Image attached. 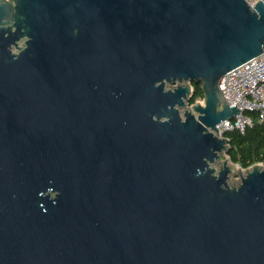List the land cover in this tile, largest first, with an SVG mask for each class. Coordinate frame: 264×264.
Wrapping results in <instances>:
<instances>
[{
  "label": "water",
  "instance_id": "1",
  "mask_svg": "<svg viewBox=\"0 0 264 264\" xmlns=\"http://www.w3.org/2000/svg\"><path fill=\"white\" fill-rule=\"evenodd\" d=\"M263 53V1L0 0V264H264L218 128Z\"/></svg>",
  "mask_w": 264,
  "mask_h": 264
},
{
  "label": "built area",
  "instance_id": "2",
  "mask_svg": "<svg viewBox=\"0 0 264 264\" xmlns=\"http://www.w3.org/2000/svg\"><path fill=\"white\" fill-rule=\"evenodd\" d=\"M258 1L247 0L254 7ZM220 88L230 106L236 104L241 113L232 119H226L219 125L220 134L239 130L244 133L252 126L251 117L244 111H256L264 121V53L228 71L221 79Z\"/></svg>",
  "mask_w": 264,
  "mask_h": 264
},
{
  "label": "trees",
  "instance_id": "3",
  "mask_svg": "<svg viewBox=\"0 0 264 264\" xmlns=\"http://www.w3.org/2000/svg\"><path fill=\"white\" fill-rule=\"evenodd\" d=\"M193 96L190 100L203 99L204 93L201 83H192ZM244 114L251 117L252 126H248L244 133L239 130L225 132L229 138L230 150L228 155L234 163L243 168H248L254 163H264V121L260 120L256 111L246 110Z\"/></svg>",
  "mask_w": 264,
  "mask_h": 264
},
{
  "label": "rangeland",
  "instance_id": "4",
  "mask_svg": "<svg viewBox=\"0 0 264 264\" xmlns=\"http://www.w3.org/2000/svg\"><path fill=\"white\" fill-rule=\"evenodd\" d=\"M168 87H172V84H169ZM226 157L228 158L227 155ZM229 162L232 164L234 172L230 175V178L228 179V184L231 186H237L241 180V176L238 170V168H240V165L238 163H234L232 160H230ZM247 169L248 168H243L242 172L245 173Z\"/></svg>",
  "mask_w": 264,
  "mask_h": 264
},
{
  "label": "bare ground",
  "instance_id": "5",
  "mask_svg": "<svg viewBox=\"0 0 264 264\" xmlns=\"http://www.w3.org/2000/svg\"><path fill=\"white\" fill-rule=\"evenodd\" d=\"M229 164H231L230 162H229ZM232 165V164H231Z\"/></svg>",
  "mask_w": 264,
  "mask_h": 264
}]
</instances>
